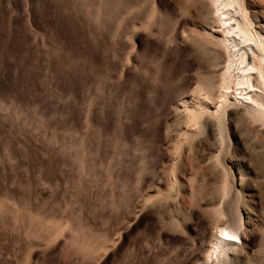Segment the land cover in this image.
<instances>
[{
  "label": "rangeland",
  "instance_id": "obj_1",
  "mask_svg": "<svg viewBox=\"0 0 264 264\" xmlns=\"http://www.w3.org/2000/svg\"><path fill=\"white\" fill-rule=\"evenodd\" d=\"M124 1L109 0V15L95 26L99 0H0V90L22 107L0 106V134L59 151L55 165L46 153L38 165L30 148L24 165L0 144V180L22 216L1 197L8 210L0 215V264H193L201 240L211 244L205 226L231 223L236 208L246 232L241 258L264 264V129L232 114L222 137L200 126L183 138L171 105L187 73L201 70L197 53L176 47L168 21L151 15L162 0ZM244 1L264 35V0ZM131 24L142 25L125 75ZM35 212L61 227L53 246L39 242L49 230L36 225ZM69 222L105 247L79 248Z\"/></svg>",
  "mask_w": 264,
  "mask_h": 264
},
{
  "label": "bare ground",
  "instance_id": "obj_2",
  "mask_svg": "<svg viewBox=\"0 0 264 264\" xmlns=\"http://www.w3.org/2000/svg\"><path fill=\"white\" fill-rule=\"evenodd\" d=\"M99 1V5H96L97 7H94L96 9L93 10L95 11V14L92 12L91 15L95 16L93 24L95 26H102L104 21L103 19L109 15V11L112 9H109V6L111 5L109 0ZM245 3L246 2L244 0H162L158 1V5L153 4L154 6H152V9L150 8L152 10L151 15L157 16L160 20L165 19L171 25L170 40L172 43L178 48H183L179 45L184 44L186 47L191 49L192 52L194 51L193 53L196 52L198 62L200 64L199 66L201 67V70L187 73L186 87L184 86L185 89H182L181 93L179 92L180 94L173 100L174 103L171 105L170 114L175 116L177 115V118H179L180 134L185 139L200 126H203V128L205 127L210 130V132L218 134L220 137L224 136V134H226L224 132L225 118L229 119V116L232 114L246 121L248 125L255 128V130L259 129L260 131L261 129H264V35L252 24V20L250 19L251 16L248 15L249 12L247 11L248 8L245 6ZM108 4L109 6H107ZM110 7H112V5ZM100 26L98 28H100ZM140 26H137V24H131L129 26L130 31L129 29L127 30V39L130 43L128 42L129 49L126 55V60L120 67L121 74H128V68L131 64L130 57L131 54L135 52V46L138 43L137 40L140 38L136 35L137 30H141ZM121 30L124 32V29ZM142 40H144L145 45L149 47L154 45L153 40L147 35L142 38ZM179 51L182 50L180 49ZM117 65L118 64H116L115 67H119ZM133 65L134 64L131 66ZM6 101L8 102L7 105H11L15 112H22L20 102L13 97L7 98L0 90V106H4ZM91 110L93 109H90V111ZM102 116H104V114H102ZM1 127L2 125L0 123V128ZM169 132L170 131H168V133ZM1 136L2 134H0V144L5 152V155L8 157L10 155L16 156L19 163H24L25 165V158L28 157L27 152L30 148L32 151H35V154L33 155H35L38 165H42L44 163V153L47 154V162H45L49 165H55L58 160L57 157L59 151L54 144L39 148H36L38 147L36 145L32 148V146L30 147L28 145L27 141L20 144V140H18L19 143H17V141H9L3 136L1 138ZM170 156L172 157V154ZM9 158L11 159V157ZM1 175L2 173H0V176ZM2 177H4V175ZM227 193L228 186L224 183L218 188L219 197L224 199ZM237 196H233V198H231V201H233V205L235 206L239 205V198ZM1 197L6 200H12V202L18 206L17 209L19 213L16 211V216L18 218H22L20 214L21 203L19 199L16 200L14 198L15 195L7 190L0 180V215L8 210V206H6ZM221 211L222 209H216L215 207L211 213L216 217V214H220ZM235 211H237V215L235 214ZM235 211L234 214L236 217L234 219L231 218V223L218 221L215 223V229L213 231L211 229L208 230L205 226L208 235L205 236L208 237V240L210 238L211 244L208 242L210 244V246H208V243L207 245L203 242L204 240H201L202 251L195 253L193 264H210L211 262H216L217 264H227V262L229 264H245L241 258V253L244 246L247 247L245 239L246 232L244 230L239 231L240 225L242 226L239 213L240 211L238 208H236ZM37 215L39 219L36 218V225L39 227H45V225H47L49 230L47 231L48 233L40 236L39 242L44 248H48L51 245L53 246L55 242H57L55 239L59 234L61 227L52 219H47L43 217V215L41 217V214L39 213H37L36 216ZM65 225L69 233L70 241L78 245L79 248L87 251H94L98 248L100 249L105 247V241H100L101 243H98V241L96 242L91 240L92 234H89V229L85 230L86 228L84 229L81 223H75V225H73L72 222H69ZM205 236H203V239Z\"/></svg>",
  "mask_w": 264,
  "mask_h": 264
}]
</instances>
